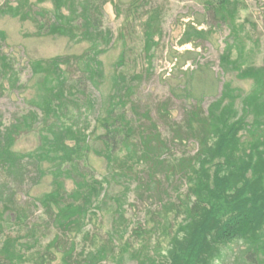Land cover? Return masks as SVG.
I'll return each mask as SVG.
<instances>
[{"label": "trees", "instance_id": "obj_1", "mask_svg": "<svg viewBox=\"0 0 264 264\" xmlns=\"http://www.w3.org/2000/svg\"><path fill=\"white\" fill-rule=\"evenodd\" d=\"M104 4L105 0H36L34 4L21 0L0 10L30 21L37 36H58L85 45L80 53L31 60L35 81L28 103L32 108L6 125L0 114V171L5 178L0 201L2 190L8 191L0 204V264H49L57 256L61 264H97L123 257L135 264H217L223 248L232 243L241 245L244 264H264V66L242 60L238 32L243 27L235 25L238 3L205 0L204 6L215 24L231 28L230 42L219 57L222 74L250 81L251 90L242 94L232 86L233 80L224 81L220 95L205 111L193 104L179 123L169 126L171 141L161 136L149 114L143 116L148 119L145 124L132 117L138 75L118 68L109 93L100 92L105 82L101 56L112 45L110 31L103 28ZM147 4L148 0H133L126 14L129 17ZM142 13L147 54L154 39L161 36L160 12L155 7L144 8ZM192 29L184 32L182 44L190 43L193 32L203 34ZM118 39L124 40L123 30ZM126 60L122 51L116 66ZM3 78L11 89L18 87L13 66L0 52V85ZM166 105L161 104L158 112L166 113ZM22 134L36 137L35 150L22 153L13 149ZM182 140L193 141L196 150L192 155L161 156L162 151L170 152L169 144ZM93 143L98 147L93 148ZM90 154L104 161L105 177L98 179L85 170ZM135 164L147 165L143 182ZM45 177L49 179L47 191L30 205L13 204L11 184L31 179L39 185ZM160 177L166 183L177 178L184 192L158 211L146 210L145 226L130 231L122 197L127 196L133 181L138 195L153 182L163 185ZM67 182L72 188H66ZM111 182L114 188H123L122 195L112 197ZM108 207L112 209L111 228L104 238L92 232L83 236L88 245L77 253L76 236L86 222L107 213ZM32 208L41 209L47 225L57 231L40 251L35 247L39 244L36 227L26 224ZM156 232L164 247L158 240L150 246ZM127 234L139 240L133 244Z\"/></svg>", "mask_w": 264, "mask_h": 264}, {"label": "rangeland", "instance_id": "obj_2", "mask_svg": "<svg viewBox=\"0 0 264 264\" xmlns=\"http://www.w3.org/2000/svg\"><path fill=\"white\" fill-rule=\"evenodd\" d=\"M18 1L21 0H0V10L7 6H16ZM28 1L33 4L36 2V0ZM235 1L238 3L235 25L243 27V31L238 32L242 39L239 42H241L244 52L242 60L248 65L263 67L264 0ZM132 2L133 0H105L103 5V28L110 31L112 45L101 56L105 82L100 86V92L104 96L109 93L112 84L111 78L118 68L129 75L134 73L138 75L140 79L134 84L132 97L133 105H135L133 110L136 114L132 117L136 118L140 124H145L148 121L143 116L149 114L161 136L171 141L172 133L169 126L179 123L185 110L193 104L197 103L200 109L205 111L207 106L220 95L224 81L233 80L232 86L238 88L242 94L251 90L250 81L235 80L233 77L222 74L219 57L225 50L226 42L229 41L231 28L228 25L214 23L204 6L205 0H148L147 7L144 6L140 11L138 10L137 13L128 17L126 8ZM44 4L49 7L48 3ZM155 7L160 12L161 36L154 39L155 45H152L145 54L140 24L141 20L145 18V15L141 16L142 10ZM126 16L128 17L127 21ZM192 28L197 32H203V34L197 35L193 32L190 36V43L182 44L184 32L186 30L192 32ZM122 30L124 32L123 41L118 39L119 32ZM0 32L2 33L0 52L8 58L18 76V87L15 89L9 87L7 79H1L0 114L3 124L6 125L32 108L28 102L33 92L31 84L35 80L31 78L29 62L35 59L80 53L85 45H74L66 38L58 36H37L36 29L30 21H21L4 11L0 12ZM122 51H125L127 60L118 67L116 62ZM186 51H190V54H186ZM233 56H235V52H233ZM164 103L167 104L166 113L158 112L159 106ZM237 107L239 108L238 101ZM181 142L169 144L170 152L165 154L162 151L161 156L170 159L171 154L174 158L184 153L192 155L195 152L196 146L193 141L184 142L182 140ZM37 144L36 137L32 134H22L15 141L13 149L22 153L31 152L35 150ZM92 146L93 148L98 147L94 143ZM119 156L120 158L124 157L123 154H119ZM84 167L98 179L106 175L104 161L93 154H90ZM135 169L138 171L140 182L144 181L141 178L147 179L144 174L147 169L146 164L140 167L135 164ZM160 181L163 185L153 182V185L143 189V192H139L138 195L134 191L136 181H133L127 196L122 197L126 223L130 231L140 225L145 226L146 210H160L162 204L168 201L175 202L176 195L185 190L184 185L181 186L177 178L169 179L167 183L162 178ZM3 182H5L4 174L0 171V189ZM48 183L47 177L39 185L32 184L31 179H25L21 183L14 182L10 185L14 192L13 204L30 205L37 196L49 189ZM66 188H72L71 182H67ZM115 188L111 182L110 194L113 195L112 197L122 195L123 188L120 185ZM5 189L2 190V200L8 193V191H4ZM117 191L119 192L117 193ZM108 203L111 205L113 200ZM111 210L108 207L107 213L85 223L81 234H78L75 239L77 253L83 245H88V241L83 240V236L86 234L92 232L104 238L106 230L111 228ZM154 217V220H157V216ZM47 220L41 209L32 208L26 221L28 227L37 229L39 244L35 247L39 251L43 250V247L57 232L54 227L47 225ZM128 238L133 244L139 240L134 235L128 236ZM156 240L159 243L162 240L157 232L151 235L150 246L153 247ZM161 246L164 247V243H161ZM240 251L241 245L237 243L227 245L223 248V257L217 264H244L240 260ZM123 258L122 260L107 259L97 264H135L127 257ZM21 264L34 263L25 261ZM49 264H61L59 257L57 256Z\"/></svg>", "mask_w": 264, "mask_h": 264}]
</instances>
